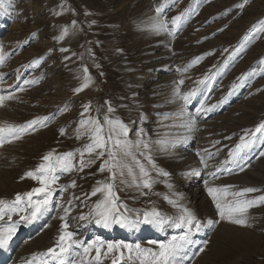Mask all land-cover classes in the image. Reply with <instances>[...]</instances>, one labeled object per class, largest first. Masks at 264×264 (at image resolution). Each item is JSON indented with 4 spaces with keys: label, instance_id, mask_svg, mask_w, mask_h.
I'll list each match as a JSON object with an SVG mask.
<instances>
[{
    "label": "rangeland",
    "instance_id": "rangeland-1",
    "mask_svg": "<svg viewBox=\"0 0 264 264\" xmlns=\"http://www.w3.org/2000/svg\"><path fill=\"white\" fill-rule=\"evenodd\" d=\"M164 2L0 0V25H9L0 33L5 54V62L0 65V95L15 96L0 107L5 108L3 121L24 125L47 118L45 126H37L22 139L0 147V200L12 201L16 194L39 187L25 173L34 171L48 153L55 158L74 152L73 163L77 166L60 174L52 202L53 216L44 225L43 234L32 237L20 257L8 264H25V256L43 253L46 246L56 244L65 222L60 217L69 201L71 212L65 219L67 230L75 233L74 239L85 244L99 239L104 242L102 252L108 243L135 244L125 233L122 238L106 237L101 224L90 215L98 196L90 195L93 184L97 179L109 182L110 174L99 171L107 156L96 158L95 154L85 153L84 160L94 163L78 170L80 155L76 149L83 151L91 142L89 129L80 125L88 115L83 106L89 103L91 117H98L101 123L105 115L112 118V113L125 120L132 154L144 163L155 181L150 191L137 188L124 168V175L118 173L115 179L119 198L139 211L160 207L161 216L171 220L165 227L169 228L167 238L149 237L142 248L156 250L159 242L172 238L170 228L181 206L170 181L190 191L191 185L199 181L196 186L205 192L206 201L198 207V219L202 224L209 219L217 223L195 264H264V203L249 208V226H239L219 219L207 190L231 186L227 191L232 193L251 187L258 191L237 199L253 200L264 195V156L260 155L264 152V129L249 147L229 159L234 146L242 138L250 140L255 124L264 118V0H168L157 14L156 8ZM177 15L182 16L178 28L171 24ZM154 17L165 20L174 34L152 31ZM64 29L68 34L56 44ZM190 64L192 67H188ZM85 67L91 83L83 90V100L73 101L71 94L82 86ZM201 80L205 83L200 84ZM178 86L181 95L194 88L199 91L185 105L175 94ZM108 104L116 110L108 113ZM182 108L189 115H182ZM209 108L212 110H204ZM189 116L196 121L192 129L182 126ZM162 139L169 142L166 151L157 143ZM141 141L149 148L136 147ZM173 143L175 147H171ZM205 150L213 154L206 160L207 167L200 159L207 155ZM147 155H151L156 168L160 169L161 164L172 172V180L159 175L148 164ZM119 159L133 168L139 183L142 178L132 158ZM73 181L75 187L71 186ZM61 186L66 190L60 191ZM232 199L231 195L223 196L222 202ZM169 200L176 201V206ZM84 216L88 219H81ZM11 219L17 226L24 224L19 215ZM182 232L177 230V234ZM128 235H134L133 229ZM20 237L14 244H21V248L27 238ZM104 264H111V260L104 259Z\"/></svg>",
    "mask_w": 264,
    "mask_h": 264
},
{
    "label": "snow or ice",
    "instance_id": "snow-or-ice-1",
    "mask_svg": "<svg viewBox=\"0 0 264 264\" xmlns=\"http://www.w3.org/2000/svg\"><path fill=\"white\" fill-rule=\"evenodd\" d=\"M167 2L168 0H165L164 3L156 8L155 11L157 14L162 12ZM181 22V15H177L171 20V24L175 25L177 28L180 26ZM151 30L157 34L161 32H167L169 35L174 34V30L169 29L167 22L158 17L153 18ZM67 34L68 30L64 29V33L59 39L63 40L64 36ZM198 59L197 61H193V64L197 63ZM4 62L5 54L3 53L2 46H0V65H3ZM36 63H39V61H36ZM188 67H192V65L190 64ZM187 70L188 68L184 69V71ZM83 71L85 75L83 76L82 86L74 90L77 94L88 88L91 83V76L88 75L87 67H85ZM25 83H36V81H25ZM183 83V80L179 81L180 85ZM204 83L205 80L200 81V84ZM20 90L23 91V89ZM198 91V88H194L186 94L181 95L178 86L175 89V94L187 105L190 99L196 96ZM12 99H15L13 94L0 95V107H4L5 102ZM83 107L84 112L88 113L91 109V104L89 103ZM204 110L211 111L212 109L209 108ZM107 112H114L110 104H108ZM181 114L189 115L186 108L181 109ZM46 119V117L38 118L24 125L0 124V147L22 139L29 130H35L37 126H45L43 121ZM195 123V117L189 116L188 121L182 126L192 129L195 127ZM80 125L81 128L87 127L89 129V139L91 142L85 145L83 151L77 149L80 155L78 170L83 171L86 166L94 163V160H84L85 153H87L89 156L95 154L96 158L107 156V159L103 160L99 171L104 172L107 170L110 174L109 182L105 183L98 181V186L94 188L90 194L91 196L100 194L102 197L96 203L90 215L95 218L97 224H102L104 227H108L112 223L123 224L127 218L123 216L118 205L119 196L115 190V179L117 174L124 175V168H127L128 175L132 177L133 185L137 188L148 189L149 191L155 181L144 163L136 160L135 156H133V146L127 140L128 128L121 120H114L108 115H105L103 117V123H101L98 117L92 118L89 116L87 119L81 120ZM105 126H107V130H105ZM262 129H264V124L259 125L255 129V132L260 133ZM63 134L64 130L61 129V135ZM254 136L255 133H253V137ZM183 139L186 141L188 137H184ZM252 142V140H245L242 138L241 142L233 149L232 156H238L244 149L249 147ZM157 143L161 145V150L164 151H166L169 146L167 140L162 139L157 141ZM141 146L145 149L149 148V145L142 141L136 145V147ZM175 146V143L171 144V147ZM205 152L207 155L201 156L200 159L201 163L207 167L206 160L211 159L213 154L207 150H205ZM141 155L143 156L144 153H141ZM260 155L264 156V152L260 153ZM74 156V152H68L54 158L53 153H48L42 157L43 162L40 163L34 171L30 170L25 173V177L37 181L39 187H35L24 194H16L12 201L0 200V222H3L0 223V248L6 247L16 232L17 224L11 219L13 215H19L21 221L30 223L37 220L48 210L52 197L57 191L56 185L60 179V174L71 172L77 167L73 163ZM120 156L131 157L135 162L139 170V176L142 178L139 183H137V173L131 166L122 164L119 159ZM146 160L152 168H156L151 155H147ZM156 171L159 175H168V173L162 169L156 168ZM241 171H243V168ZM197 174H199V172H197ZM25 177H21V179ZM71 186H76L75 181L72 182ZM169 187H171V185H169ZM229 187L231 186H224L223 188L209 187L207 189L208 194L215 203V207L219 213V219L235 225L247 227L249 226L247 216L249 208L259 203H264V195L253 200L237 199L238 197H244L246 193L256 192L258 189L249 187L241 191L228 193L227 189ZM59 190L65 191L66 189L61 186ZM218 193H222L223 196L231 195L233 199L222 202L223 196L218 195ZM142 194L146 195L147 193ZM169 203L176 206V201L169 200ZM71 206L72 202L69 201V207L64 208V216L60 217V219L65 222L61 226L55 246L47 249L43 253L34 254L30 259L25 261V264H34V262L35 264H50V262H54V264H104V259H110L111 264H183L186 249L188 245L192 243L190 234L193 230L197 232L201 230V222L196 218L193 212L181 206L180 215L174 220V224L176 228L186 230L183 235L173 236L166 242L158 243L157 241H151L152 244L158 243V249L156 250L152 248H142L140 244L118 242L108 243L106 251L102 252V249H104L103 241L96 239L85 244L84 241L74 239L75 233L67 230L69 225L65 218L70 214ZM5 217L8 219L5 220ZM81 219L86 220L88 217L84 216L81 217ZM144 222L160 224L163 223L164 220L158 211L152 210L144 214ZM216 223L217 221L209 219L207 220L206 226L212 228ZM203 250V248L200 249L201 252ZM93 251L95 253L94 256H92Z\"/></svg>",
    "mask_w": 264,
    "mask_h": 264
},
{
    "label": "bare ground",
    "instance_id": "bare-ground-1",
    "mask_svg": "<svg viewBox=\"0 0 264 264\" xmlns=\"http://www.w3.org/2000/svg\"><path fill=\"white\" fill-rule=\"evenodd\" d=\"M254 13H255V11H254ZM252 20H253V18L248 20L249 22L244 24L243 29L245 27H248L249 24L252 22ZM4 112H5V108H2V109L0 108V123H2V122L4 123V121H3L4 116H5ZM165 172L168 173V170L165 171ZM170 182H171L172 188L175 189L174 193H175L176 197L180 201V206L188 208L189 210H191L193 212V214L198 219V216H197L198 207L201 206L203 204V202L206 201L205 192L201 188H197V186H196V183L199 182V181H197L195 184L191 185V188H192L191 191L189 189H186L184 186H181V184L173 183L172 181H170ZM101 198L102 197L100 195V199ZM122 202L123 201L119 199L118 200V205L120 207L121 213L127 219L125 220V222L123 224L112 223L108 227H104L101 224L102 229L106 233V237L119 236L120 238H122L121 237L122 234L125 233L126 236L130 237L132 242H134L135 244H140L141 247L144 246L146 240L148 241L149 237L152 240H160L162 238H165V236L167 234V231L169 229V228L167 229L165 227H167V225L170 223L171 220L163 218L161 216L163 218V220H164L163 223H160V224L150 223V226H148L147 223L144 222V214L146 212H151L152 210H156V211H158L161 214V209H159L160 207L157 208V207L149 206L144 211L143 210L142 211H139V210L135 211L134 209H132L131 207L126 205L124 202L123 203ZM213 207H214V205H213ZM51 210H52V213H53V209L52 208H51ZM51 210H47L38 219L37 224H35L33 228L28 227L27 226V222H24V224H19L17 226L15 234L19 230L24 229L27 239L22 242V247H21L22 249L20 248L21 244H16L15 245L13 243L14 246H12V248H10V250H8V252L6 254H0V264H8V261L11 262V261H14L15 258L20 257L19 255H20L21 251L24 249V247L26 246L27 242L32 237H36L37 235L39 236V235L43 234V232H44L43 228H44V225L46 224L44 222V220L49 218L50 215L53 216V214L51 213ZM179 215H180V212H179ZM1 223H3V222H1ZM130 227L133 229L134 235H128V233H129L128 230H129ZM170 229L172 230V232H170L171 233L170 234L171 237L183 235L184 231H186V230L183 229L182 233L177 234L178 228L175 227V224H173V226H171ZM211 229H213V227L209 228V227L206 226V224H202L201 223V230L200 231L197 232V231L193 230V232L190 234V238H191L192 243L189 244L187 249H186V253H185L184 260H183V264H195V261L197 260V258L201 254L200 249L204 248L205 245L207 243H209V241H210L209 238H210V235L212 234V230ZM15 234H14V236H15ZM118 234H120V235H118ZM166 238H167V236H166ZM18 239H19V237H18ZM170 239L171 238H168L167 241L170 240ZM54 246H55L54 244H50V245H48L46 247H48L47 249H49V248L54 247ZM16 247L20 248V250L17 251L15 249ZM25 257H26V260L31 258L29 256H25ZM34 264H35V262H34Z\"/></svg>",
    "mask_w": 264,
    "mask_h": 264
}]
</instances>
